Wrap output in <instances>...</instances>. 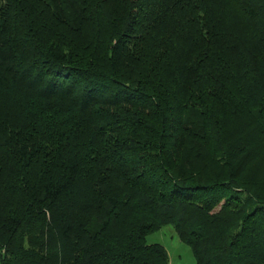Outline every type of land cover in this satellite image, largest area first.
Wrapping results in <instances>:
<instances>
[{
  "label": "trees",
  "instance_id": "obj_1",
  "mask_svg": "<svg viewBox=\"0 0 264 264\" xmlns=\"http://www.w3.org/2000/svg\"><path fill=\"white\" fill-rule=\"evenodd\" d=\"M264 264V0H0V264Z\"/></svg>",
  "mask_w": 264,
  "mask_h": 264
},
{
  "label": "rangeland",
  "instance_id": "obj_2",
  "mask_svg": "<svg viewBox=\"0 0 264 264\" xmlns=\"http://www.w3.org/2000/svg\"><path fill=\"white\" fill-rule=\"evenodd\" d=\"M146 242L164 246L169 255V264H196L190 248L178 239L171 226H164L148 235Z\"/></svg>",
  "mask_w": 264,
  "mask_h": 264
}]
</instances>
